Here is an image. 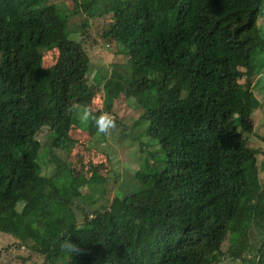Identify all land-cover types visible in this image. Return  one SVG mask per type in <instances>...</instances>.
<instances>
[{"label":"trees","instance_id":"1","mask_svg":"<svg viewBox=\"0 0 264 264\" xmlns=\"http://www.w3.org/2000/svg\"><path fill=\"white\" fill-rule=\"evenodd\" d=\"M97 36L118 45L112 70L91 65ZM253 51L264 61V0H0V232L42 264H264ZM120 97L144 111L117 136L137 143L136 171L43 154L68 155L81 129L113 135L96 121L115 125Z\"/></svg>","mask_w":264,"mask_h":264},{"label":"rangeland","instance_id":"2","mask_svg":"<svg viewBox=\"0 0 264 264\" xmlns=\"http://www.w3.org/2000/svg\"><path fill=\"white\" fill-rule=\"evenodd\" d=\"M93 16V15H92ZM103 17H89V22L91 23V28L89 31L93 33H100L106 22L110 20L111 13L102 14ZM81 19L85 18L83 14L79 16ZM76 33V32H75ZM75 33L71 34L73 36ZM101 39L98 36L96 37L95 42L89 43L92 46V50L95 54L91 57L90 62L92 67L102 69L104 66L109 67V69H113V64L115 63L114 53L116 47L118 46L115 41L111 43H107L108 50H106L103 45ZM54 51L48 50L45 52L43 57V63L45 66L51 65L54 63ZM252 61H256L261 66L259 67V71L256 72V78H260L264 83V61L258 57L259 51L252 52ZM99 82L102 83L104 77L101 75ZM96 83V78L94 80ZM264 85V84H263ZM100 86V84H99ZM99 89L95 87V90ZM253 104L255 108L253 109V113L250 116L249 122L254 126V129L260 132L258 127L262 126V118L264 116V87H256L253 90L252 94ZM134 101L125 99V97H120L114 100L113 103V112L117 122L115 125L111 124L109 129L114 130L115 132L112 135L111 133L105 135L100 139L98 135H94L87 130L81 129V131H71L70 134H74L76 132L77 140L72 145V149L68 151V155H66V151L61 150L59 148L55 149V146L51 145V141L42 145L43 146V154L54 152L56 155L59 154V157L64 158L65 156L69 161L72 162L73 167L76 169H84L86 170L90 163L96 164L101 167V172L105 174L106 169L111 167L115 171L120 173L124 172V168H128L130 170L136 171L138 168L136 159L133 157L134 150H137L138 145L136 142H132L131 144H126L119 142L117 140L118 134L120 135V131L122 127L126 124H131L133 121L139 116L141 117L143 114V110L139 106H135ZM103 103V92L101 91V87L98 91H95L90 104L95 106H101ZM107 133V132H106ZM105 133V134H106ZM46 141H43L45 143ZM111 144V145H110ZM261 144V143H260ZM93 145V146H92ZM106 145H109V149L111 151V156L107 155L102 151ZM114 147H113V146ZM51 146V147H50ZM260 146V145H259ZM45 148H49V152L44 150ZM111 165H109V160ZM90 176V175H88ZM75 204L74 208L77 209H86L84 208L83 202L79 199L77 195L74 196ZM87 210V209H86ZM78 211V210H76ZM79 220L82 219V215L77 216ZM247 249L248 247H252V245L256 244L259 237L256 236V231H250L247 235ZM250 251V250H249ZM248 252H243V256H247ZM0 264H42V257L36 252L29 251L25 247L21 246L18 240L10 235L3 232H0ZM220 264H226L225 260H222Z\"/></svg>","mask_w":264,"mask_h":264},{"label":"clouds","instance_id":"3","mask_svg":"<svg viewBox=\"0 0 264 264\" xmlns=\"http://www.w3.org/2000/svg\"><path fill=\"white\" fill-rule=\"evenodd\" d=\"M126 62L129 63L128 60H127ZM115 99H118V98H115ZM115 99H114V100H115ZM125 99H127V98H125ZM131 99L134 101L133 98H130V99H128V100H131ZM114 100H113L112 104L114 103ZM133 103H134L135 106H138V105H136L135 101H134ZM96 124H97L98 131H100V132H106V131L108 130V128L111 126L112 122H111V120L105 115V116H101V117H99V118L97 119V121H96Z\"/></svg>","mask_w":264,"mask_h":264}]
</instances>
